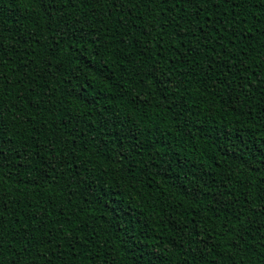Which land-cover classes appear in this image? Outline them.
Segmentation results:
<instances>
[{"label":"trees","instance_id":"1","mask_svg":"<svg viewBox=\"0 0 264 264\" xmlns=\"http://www.w3.org/2000/svg\"><path fill=\"white\" fill-rule=\"evenodd\" d=\"M238 2V8L233 0L206 6L198 23L189 22L190 35L184 37L173 35L177 29L172 24L163 31L154 27V39L145 38L141 25L150 17L141 14L137 19L135 9L131 18L126 9H112L111 15L102 16V24L89 15V30L98 31L100 39L88 43L57 35V25L30 0H0V27L7 29L6 62L0 67L7 78L3 122L12 141L5 151L9 163L33 148L40 152L38 159L12 170L5 181L12 199L4 220L10 243L0 264H47L30 254L38 248L41 255L48 253L51 264H86L88 252L101 245L118 250V264H146L147 256L140 258L146 250L161 257L153 264H181L184 253L201 237L207 239L209 220L219 231L225 219L236 224L234 215L244 225L252 220L248 236L240 242L244 246L239 248L238 264H260L259 249L251 241L264 234V214L247 211L250 204L258 207L260 200L246 190L257 186L264 174V62H257L264 51V19L255 0ZM107 7L101 4L96 12L103 14ZM65 19L71 16L65 13ZM60 27L65 33L72 30L62 22ZM224 46L232 51L228 60L223 59ZM188 47L197 55L183 58ZM146 64L158 66L164 80L152 82L150 92L144 87L151 81ZM84 93L94 103L85 105L80 99ZM144 96L146 103H133ZM165 96L168 102L159 103ZM176 105L188 113L190 127H176ZM97 111L112 117L103 134L97 127ZM87 124L95 128L91 135ZM81 128L87 140L77 135ZM66 156L74 159L66 161ZM82 157L85 167L79 163ZM117 158L121 163L110 167L108 161ZM43 160L52 161L55 171L34 167ZM192 171L208 173L204 179L214 192L219 186L228 204L224 212L213 213L207 202L190 206V199L181 195L187 187L184 176ZM78 172L86 184L95 185L91 195L76 183ZM38 206L49 216L45 230L52 233L50 244L31 221ZM197 211L202 219L194 215ZM66 218L72 221L73 239L82 243L75 251L61 234L69 231ZM128 228L134 237H129ZM22 232L31 241L22 239ZM230 236L213 232L211 243L219 240L228 247ZM16 247L20 260L14 262ZM186 264H199V257L190 256Z\"/></svg>","mask_w":264,"mask_h":264},{"label":"snow or ice","instance_id":"2","mask_svg":"<svg viewBox=\"0 0 264 264\" xmlns=\"http://www.w3.org/2000/svg\"><path fill=\"white\" fill-rule=\"evenodd\" d=\"M30 3L36 5L38 11L41 12V15H46L48 20L55 23L57 25L56 34L63 37L64 35H70L74 40H78L81 42L91 43L93 40L99 41L100 35L99 32L93 33L89 29L92 25H89V15H92V19L94 21H98L99 23H103V15H111L112 9L124 10L125 14L130 18L133 16V9L136 10L137 19L140 18L141 14L145 17H150V20L146 21L145 24L141 25L143 30V35L145 38H152V31L154 27H159L162 31L168 25H175L177 31L173 34L174 36L184 37L190 35V24L189 22L198 23L202 17L200 13L204 11L206 6L217 7L219 5L227 3V0H30ZM245 3H248V0H245ZM101 4H107L108 7L104 10L103 14L96 12V9ZM255 4L258 6L259 13L262 19H264V0H255ZM84 6V7H81ZM234 7H240L238 0H233ZM31 10V9H29ZM77 12L80 15H77ZM65 13L71 16L70 20L65 19ZM165 13L167 15L165 16ZM255 14V13H253ZM152 21H155L156 24L153 25ZM181 21H184L187 26L181 27ZM61 22L65 28L71 27V31L69 33H65L63 28L60 27ZM133 23H135L133 21ZM87 26V27H86ZM229 27L234 28L235 25L232 22H229ZM264 28V24L261 25ZM204 29V25H200V30ZM7 29L0 27V67H3V64L6 62L5 58V40L4 33ZM206 31H203V35H207ZM167 35V33H165ZM232 35H236V32L233 31ZM231 38V37H230ZM120 43H124L123 40ZM207 43H205V47ZM51 48V45H49ZM200 47L199 44H196L195 49ZM193 47H188L186 50H183V58H189L191 56L197 55V52ZM150 51V49H149ZM141 55H143V50H141ZM211 55V52L208 53ZM232 56L231 49H228L227 46H224L223 59L228 60V58ZM216 58H221V53H216ZM125 59L127 57L125 56ZM259 62H264V51L261 52L259 57ZM235 61H233V65ZM147 69L146 75L151 77V81L146 82L144 87L149 92L153 90L152 82L163 84V74L159 70L158 66L153 65L149 67L147 64L145 65ZM84 73L87 72V68H85ZM76 75L80 74V70H77ZM7 78L4 73L0 71V262L3 261V257L7 252L10 241H7V229L4 227L5 220V212L8 210V205L12 203L11 197H8V189L5 187V181L8 176L12 174V170L19 169L21 167H26L27 163L32 162L34 159H38L40 157V152L37 151L36 148L32 149L31 153H28L24 157H20L17 155L16 162L9 163V155L5 151V146H11V138L7 134V127L4 124V112L6 108L4 106V81ZM116 82L113 81V84ZM111 87V85H110ZM117 95V93L113 92V96ZM139 97V94H136ZM81 101L87 105L88 103H94V101L90 100L89 94L84 93L80 97ZM148 97L144 96L142 99H138L133 101V103H146ZM168 97L165 96L162 101L159 103H167ZM179 99V98H177ZM174 118L176 119V127L177 128H188L191 126L190 121L188 119V113L183 112L181 106H175ZM85 112L89 111L86 106L84 109ZM183 113V114H182ZM96 116L98 117L99 123L97 127L101 128V134H103L108 129V125L112 123L111 114L105 113L101 114L99 111L96 112ZM85 128L90 129V135L95 132V128L92 127L91 124H87ZM85 128H81L80 132L77 133L78 136L87 140V137H83V132ZM171 133L173 129H168ZM177 134H182L177 132ZM95 137H93L94 139ZM73 144H75V138H73ZM103 141H101V146L103 145ZM75 151V150H74ZM85 153H87L88 149L85 147L83 149ZM32 153L36 155L33 156ZM139 154V153H137ZM78 155V153H77ZM126 158V157H125ZM74 159V157L66 156L65 160ZM81 167H85L87 165V160L83 157L79 161ZM110 167L111 165H116L121 163V159L117 158L115 160L108 161ZM34 167H43L44 169H48L51 171H55L53 166V162L49 160H43L42 165H35ZM7 169L8 171H5ZM127 171V169H125ZM17 175H19V171H17ZM44 173H41V179H43ZM77 175L80 177L76 183L84 186L89 195L95 190V185H88L85 183V177L81 175L79 172ZM189 175L191 179H189ZM205 176H208V173H204L203 175H198L195 171L190 172L188 175L184 176V181L187 183V187L184 188L181 195L188 197L191 201L190 206H198L204 202H207L210 206V211L216 213L217 211L224 212L228 207V204L223 196V193L219 191V186L215 189L208 185L207 181L204 179ZM91 179V177H88ZM209 179L211 177L209 176ZM19 183V182H18ZM34 187H40L39 184L33 185ZM19 192V189H14ZM247 192H251L255 198L260 200V205L257 207L255 204H250L247 211H252L257 214H264V174H262L258 185L253 186L249 185ZM161 196L164 195L163 192L160 193ZM49 205H51L52 201H48ZM167 203V201H165ZM242 213L245 211L241 210ZM63 215V213H61ZM194 215L198 218H201L200 212H195ZM206 215V214H205ZM21 219H25L24 216H21ZM233 219H236V224H232L231 221L225 219L222 221L223 227L217 231L215 226L212 225L211 221L207 222V239L201 237L196 247L190 249L187 253L183 254V261L181 264H186L187 259L194 254L199 257V264H238L239 257V248L244 245L241 244V241H244L245 238L249 234V226L252 224V220H248V225H244L243 221L238 219L235 215ZM31 221L33 225H35V232L39 235H43L49 238V244L51 242V231L45 230L48 226L46 222L49 221V216L47 211L43 207H36L35 211L31 215ZM193 223H197L196 220H193ZM65 225L69 227L68 232H62V236L64 240L67 242L68 247L73 249L74 251L80 247H82L81 240L73 239L71 234L73 230L72 221L68 218L65 219ZM24 225H21L23 228ZM129 237H134L135 233L131 228L127 229ZM213 232H215L217 237H224L227 234H231L229 237L232 240V243L229 244L228 247H222L219 240L215 243H211ZM199 234V233H198ZM22 239L31 241V236L25 235L23 232L20 234ZM91 235V233H89ZM195 239V238H193ZM90 241L84 240L83 243H89ZM107 242V241H106ZM257 245L259 249L258 255L260 256V264H264V234H261L259 241H251ZM60 247V242L57 241L56 248ZM184 247H187L186 245ZM211 249H216L215 253L211 251ZM55 251V249H52ZM25 252L28 251L27 248L24 249ZM42 249H34L33 253L34 257H39L42 261H47V264H51V258L47 252H44L41 255ZM113 253H117V255H113ZM89 260L86 264H118V250L109 246L108 248H104L102 245L98 248H93L92 251L88 252ZM257 253L253 251V256H256ZM147 256L146 264H153V261H160L161 257L156 255L152 250H146L144 254L141 255V259H144ZM252 257H249L251 260ZM12 260L19 261L20 260V248H15V255L12 257Z\"/></svg>","mask_w":264,"mask_h":264}]
</instances>
